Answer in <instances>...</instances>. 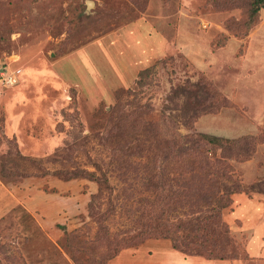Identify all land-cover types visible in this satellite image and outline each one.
<instances>
[{
    "label": "rangeland",
    "instance_id": "374dc122",
    "mask_svg": "<svg viewBox=\"0 0 264 264\" xmlns=\"http://www.w3.org/2000/svg\"><path fill=\"white\" fill-rule=\"evenodd\" d=\"M250 3L0 0V264H264Z\"/></svg>",
    "mask_w": 264,
    "mask_h": 264
},
{
    "label": "trees",
    "instance_id": "16d2710c",
    "mask_svg": "<svg viewBox=\"0 0 264 264\" xmlns=\"http://www.w3.org/2000/svg\"><path fill=\"white\" fill-rule=\"evenodd\" d=\"M262 8H264V0H251L250 9H249V12H250L249 17H253ZM145 73H146L145 69L139 72L138 82L141 81ZM199 140L202 142H205V143L207 142V143L214 144V145H221L223 141L221 137H218L216 135H211V134H205V133L199 134ZM196 220L198 223L202 222L199 216L196 218ZM202 238H203V233L201 232L200 233L193 232L191 234H184L183 236H181V240H179L178 242L172 238L171 245H172V248L174 249L184 251L188 245L194 244L197 242L196 241L197 239L201 240ZM194 249H195L194 252L200 253L199 247H195ZM188 250L190 249L188 248Z\"/></svg>",
    "mask_w": 264,
    "mask_h": 264
},
{
    "label": "built area",
    "instance_id": "2783aa9c",
    "mask_svg": "<svg viewBox=\"0 0 264 264\" xmlns=\"http://www.w3.org/2000/svg\"><path fill=\"white\" fill-rule=\"evenodd\" d=\"M16 82V77L11 73L4 69H0V87L3 86H11ZM1 93V91H0Z\"/></svg>",
    "mask_w": 264,
    "mask_h": 264
}]
</instances>
